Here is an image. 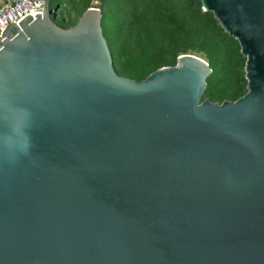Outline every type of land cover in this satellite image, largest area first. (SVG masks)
I'll use <instances>...</instances> for the list:
<instances>
[{
    "label": "water",
    "instance_id": "water-1",
    "mask_svg": "<svg viewBox=\"0 0 264 264\" xmlns=\"http://www.w3.org/2000/svg\"><path fill=\"white\" fill-rule=\"evenodd\" d=\"M40 1L0 33V264H264V0H199L245 59L219 103L202 57L128 78L98 7Z\"/></svg>",
    "mask_w": 264,
    "mask_h": 264
},
{
    "label": "trees",
    "instance_id": "trees-1",
    "mask_svg": "<svg viewBox=\"0 0 264 264\" xmlns=\"http://www.w3.org/2000/svg\"><path fill=\"white\" fill-rule=\"evenodd\" d=\"M100 24L115 71L141 80L188 50L202 53L211 72L201 99L235 100L245 92L244 57L237 41L218 24L211 12L200 9L199 0H98ZM91 0H57L70 4L75 21ZM60 4V5H59ZM67 27L75 23L59 19Z\"/></svg>",
    "mask_w": 264,
    "mask_h": 264
},
{
    "label": "built area",
    "instance_id": "built-area-1",
    "mask_svg": "<svg viewBox=\"0 0 264 264\" xmlns=\"http://www.w3.org/2000/svg\"><path fill=\"white\" fill-rule=\"evenodd\" d=\"M40 0H0V33L10 22L17 24L24 16L40 12Z\"/></svg>",
    "mask_w": 264,
    "mask_h": 264
},
{
    "label": "rangeland",
    "instance_id": "rangeland-1",
    "mask_svg": "<svg viewBox=\"0 0 264 264\" xmlns=\"http://www.w3.org/2000/svg\"><path fill=\"white\" fill-rule=\"evenodd\" d=\"M56 1L57 0H49V7L52 8V10H54V8H55ZM99 2L100 1H98V0H91L90 4L93 6H97L99 4ZM51 17L53 19H56V21L59 19H63V21H65V22L69 21V23H72L75 21L74 11L72 9H70V4H66L64 6L60 5V7L58 6V8L51 13ZM187 53L196 54V55H198L204 59L202 53H200V52L188 50Z\"/></svg>",
    "mask_w": 264,
    "mask_h": 264
}]
</instances>
